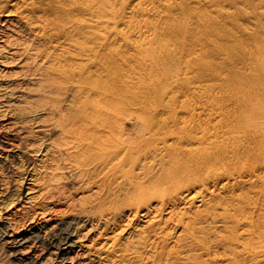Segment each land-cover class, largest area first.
I'll return each instance as SVG.
<instances>
[{
	"label": "bare ground",
	"instance_id": "bare-ground-1",
	"mask_svg": "<svg viewBox=\"0 0 264 264\" xmlns=\"http://www.w3.org/2000/svg\"><path fill=\"white\" fill-rule=\"evenodd\" d=\"M238 2L0 0V59L10 55L5 49L18 50L48 88L71 91L68 113L55 125L62 138L47 160L87 192L54 232L39 228L8 242L12 255L39 244L44 254L30 264H74L77 247L101 241L100 264H264V26L247 47L236 15L247 22L257 11ZM209 36L227 38L228 50ZM121 39L122 52H132L122 60L130 69L124 76L112 52L122 43L112 49L111 42ZM186 96L192 102L180 100ZM54 189L49 201L63 203ZM185 197L204 209L179 208ZM166 209L177 215L184 247H157L150 236L145 255L140 235L122 241L129 216ZM219 219L227 234L214 231L213 239L207 223ZM165 222L153 215L147 227ZM220 245L232 258L217 252Z\"/></svg>",
	"mask_w": 264,
	"mask_h": 264
},
{
	"label": "rangeland",
	"instance_id": "rangeland-1",
	"mask_svg": "<svg viewBox=\"0 0 264 264\" xmlns=\"http://www.w3.org/2000/svg\"><path fill=\"white\" fill-rule=\"evenodd\" d=\"M241 1L242 2H238L237 4L238 9L244 8L248 11H257L256 19L258 18V20L252 19L245 22V19L241 14L236 15V18H238L239 22L244 27L241 31L236 29V35L242 38L247 47H251L252 44L255 43L253 39L254 36L252 37L251 35L255 34L256 31L257 35L260 28L264 26V0H258L259 2L257 0H249L248 2H243L244 0ZM225 4H227V2ZM253 6H256L257 8H254ZM259 6L262 7L258 8ZM233 10L236 9L234 8ZM211 11H209L211 13L209 16L217 15ZM252 26H254V28ZM120 28L129 29L128 26H121ZM211 37L212 39H215V41L217 40V46H220V43L222 42L223 50H228L227 45L225 44V41L227 43V38L209 36L210 39ZM262 37L264 40V34L259 35L258 38L260 39L258 40L263 41ZM19 38H21V40L26 39L22 36H19ZM121 40L120 42L118 40H112L111 42L116 41L112 49L119 48L121 45V49H117L119 52H115V50L112 52L122 66V68H120L119 65V68L116 67L117 69L115 68L114 70H117L116 72L118 73L120 70L121 73H119V75L124 73L121 75L124 76L125 74L128 75L127 73H130V71L128 72L130 69H128L127 64L124 65V63H122V60L123 58H126V53L127 56H131L129 53L132 52L124 51L125 54L122 52V48L127 43H125V40ZM4 51L10 55L0 59V106L3 108L2 110L0 107V112L2 113L0 115V231L3 228L4 231H6L5 235L3 234L2 236L0 232V264H30L33 260L34 262H39L42 258L44 252L41 251V246L39 244L36 245L31 243L24 245L18 248L17 254L14 256L11 254V250L7 247L8 242H11L14 238H19L21 235H28L30 232L36 231L39 228L46 230V233L48 234L54 232L57 229L60 220L64 218L66 212L70 213V209H72L74 204L78 207L81 197L83 195L85 196L87 192H77L75 190L76 185H74L72 181L64 178L68 175L67 172L65 170H54V165L47 160L49 155L48 152L51 153L56 141H59L62 138L61 127H56L55 125H57L60 120H64L65 115L68 113V108L71 104V101H69L71 98V91L66 93V87L62 89L48 88L49 86L44 82L45 80L34 75V73L36 74L40 72V70L38 65L33 63L32 56H30L31 59H28L29 61L27 60L26 63L23 61V58L20 57L18 50L9 52L8 49H5ZM117 53L118 55L122 53L121 57H118ZM7 57H14L16 59H14L15 61L13 62L12 59H7ZM124 66L125 69H123ZM238 66L240 68L242 67L241 64ZM6 85L8 86V89H5ZM2 89H5V91ZM216 92L219 94V90ZM220 92V96L221 94L223 95V92L225 94V91L220 90ZM6 98L9 102L6 101ZM191 98L193 100L194 97L186 96L185 98H180V100L184 101L186 99L187 102H192ZM188 99L190 100L188 101ZM8 106L10 108L12 106V109ZM5 109L6 111L8 110L7 113ZM125 126L128 131L134 129H132V127H134L133 121H127ZM43 137L44 139H42ZM43 140L44 144L40 145ZM36 147L37 149L40 147L38 151L34 150ZM3 158L6 160H3ZM2 161L5 166L2 164ZM56 173L58 174L54 177ZM50 186L55 188L52 191L53 195L67 197L64 198L63 203L57 204V202L51 203V201H49L48 197H50L51 194L47 191ZM57 187H63L64 190L60 191ZM191 200V197H185L180 202L179 208L187 210L190 213L204 209V206H201L198 203L192 202V204H190L189 202ZM198 205H200V207ZM47 207H50L51 209L53 207V210L51 211L49 209L47 212L48 214L43 213V210ZM161 214L164 221H166L165 224H162L164 228L155 225L152 226L153 231L150 232L147 227V222L150 216L155 215L159 220ZM253 214L255 215L254 219L259 218H256L258 211ZM175 215H172L168 209L162 210L161 213L155 210L149 215L142 214L137 218H134L131 215L129 218L132 219V229L123 234L122 241L123 239L126 240L129 238L133 241L136 240L137 235H140V239L143 243L142 251L145 255L149 253L150 247H144V241L146 238L149 239L150 236L152 240H154V245L157 247L162 245L171 248L180 246L184 247V244L180 240L182 228L176 226L177 220H174L176 218L174 217ZM207 224L210 233L212 231L213 239H215L213 235L215 236L217 233L221 235L227 234V232L224 231V224L221 222V219L214 222L211 220ZM102 228L99 231H101ZM214 231L217 233L215 234ZM94 232V238H96L95 234L97 235V233L96 231ZM155 234H158V236H153ZM93 243L94 242H87L85 245L86 247H77L74 252L70 254L75 258V261L73 262L74 264H100L102 261L100 258L102 257L99 255V252L102 248V243L101 241L97 244ZM229 248L230 247L227 248L226 246L224 247L220 245V247H217L218 251L217 249L216 251L219 254L221 253V255L232 258ZM227 249H229L228 252L230 253L227 252ZM39 254L41 258L39 257ZM68 261L71 260L68 259Z\"/></svg>",
	"mask_w": 264,
	"mask_h": 264
}]
</instances>
